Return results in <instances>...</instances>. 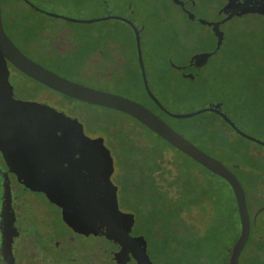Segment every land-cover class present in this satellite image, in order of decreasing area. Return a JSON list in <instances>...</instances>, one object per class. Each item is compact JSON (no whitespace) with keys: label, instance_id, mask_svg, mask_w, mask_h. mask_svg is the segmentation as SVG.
<instances>
[{"label":"trees","instance_id":"trees-1","mask_svg":"<svg viewBox=\"0 0 264 264\" xmlns=\"http://www.w3.org/2000/svg\"><path fill=\"white\" fill-rule=\"evenodd\" d=\"M169 1L180 12L186 10L187 0ZM217 2L209 0L207 3L217 5ZM95 3V8L99 10L115 8L120 13L118 17L126 19L137 29L149 90L165 110L171 113L167 105L183 99H196L203 102V105H191L186 113L221 104L219 110L243 133L245 132L241 127L245 126V119L250 124L254 123L253 117L239 111L241 106L232 103L234 96L240 98L239 87L229 79L230 74L225 71L213 70L203 80L202 89L190 88L181 92L177 86L164 83L162 67L173 63L170 59L174 50L170 55L169 53L176 44L168 41L174 31L168 35L161 33L163 27L171 26L170 29L174 30V19L169 15V7L154 9L148 0H95ZM9 8L7 0H0L2 15L8 14ZM75 9L76 12L80 11ZM211 13L215 18L218 14L217 7L212 8ZM108 15L107 13L105 16ZM4 26L18 44L29 50L33 51L38 46L45 54L50 48L49 44H54L46 42L49 34L44 23H33L28 19L22 24L17 17L11 16ZM85 27L90 29L81 38V48L75 49L76 52L72 55L82 59L103 60L104 63L112 65V70L118 66L125 69L127 74L123 84L116 89L119 93L113 94L133 100L149 109L210 157L218 160L213 156L215 154L229 160L230 168L222 160L218 161L235 175L241 185L250 218L249 237L238 264H264V236L260 231L259 220L261 216L264 217V161L249 151H244L240 145L232 146L227 142L223 135L224 129L229 128L235 132L218 115L204 112L190 119L178 120L169 117L154 105L142 85L136 62L133 31L127 23L109 20ZM75 37L69 35L68 38ZM64 39L66 40L65 36ZM262 53L263 60L264 49ZM47 62L51 71L58 69L63 73V68L50 67V59ZM151 75L156 78L153 88L149 82ZM62 97L69 103L76 102ZM261 116L259 121L264 123V106ZM130 119L141 126L142 134L132 126L126 129H132L134 133L130 130V133L123 134L121 130L115 141L110 139L114 142V151L118 150V153L126 156L120 170L123 181L118 192V201L127 212L135 215L136 221L135 226L122 239L111 238L119 245L122 244L119 248L123 249L113 254V264H133L140 251L146 257L143 263L148 264H228L229 249L234 246L240 234L238 210L230 186L140 123ZM104 133L113 132L108 130ZM192 221H196V225Z\"/></svg>","mask_w":264,"mask_h":264},{"label":"rangeland","instance_id":"rangeland-1","mask_svg":"<svg viewBox=\"0 0 264 264\" xmlns=\"http://www.w3.org/2000/svg\"><path fill=\"white\" fill-rule=\"evenodd\" d=\"M7 1L10 8L8 14L4 13L3 15L4 23L11 16H15L22 24L31 19L33 23H44L48 27L49 40L46 42L54 43L52 46L49 44L51 50L48 47L50 67L57 66L64 69L63 73H60L58 69H53L55 72L72 82L92 89L112 94L119 93L116 89L123 84L122 81L127 74L125 69L118 66L112 70V65L104 63L103 60L97 58L93 60L92 58L82 59L72 55L76 52L75 49L81 48V38L90 29L85 25L93 24L52 19L31 11L21 1ZM30 1L37 5L40 10L77 20L107 17L105 16L107 13L108 16L120 14L115 8L106 11L96 9L95 0ZM148 1L154 9L161 6L169 7V15L174 19V30L171 28V31V26L161 29V33L167 35L174 31L175 33L170 35L168 41L176 42L175 48H171L169 53L170 55L174 50L172 59H170L173 63L162 67L161 75L164 83L177 86L181 92L190 88L202 89L204 88L203 80L208 78L213 70L227 72L230 74L229 79L239 87L241 98L234 96L231 99L232 103L241 106L239 111L244 115L247 114L254 118L253 124L248 123L245 119V126L241 128L248 136L264 143V123L259 121L262 118L264 106V59L262 60L261 56L264 49V0H217V5L210 3L215 4L211 6L207 3L209 0H187L185 3L186 10L181 12L176 6H172L173 4L169 0ZM216 7L218 14L213 18L211 9ZM75 8L80 11L76 12ZM160 14L164 15L163 13ZM69 35L76 37L69 39ZM198 43L202 45L199 46ZM34 50V56H45L38 46ZM131 75L134 77L133 74ZM155 79L152 75L149 76L152 88L155 87ZM22 84L27 86L24 97L38 94L39 100L63 109L67 115L77 119L82 124L84 134L87 137H101L103 139L104 145L109 150L113 160L114 171L111 182L117 187L118 180H121L122 176L118 171L126 161V156L123 153H118V150L114 151V142L110 138L115 141L118 132L121 130L123 134L130 133V130L131 133H134V130L126 129L132 128V126L142 134L141 126L131 120L130 117L119 112L77 101L69 103L61 95L43 88L40 84L37 85L23 78L17 79L16 87L20 88ZM161 96L160 98H162ZM191 105L198 107L203 105V102L196 99L193 101L183 99L167 105V108L173 114H184ZM108 130L113 133H104ZM223 135L232 146L240 145L244 151L247 150L250 154L264 161V147L247 140H240L229 128L224 129ZM213 156L222 160L227 168H230L229 160H224L215 154ZM39 197L38 204L46 211L54 237L58 241L64 242L67 249L74 248L77 250L72 256L74 260L77 258V264H113V254H116L119 249L123 251L119 248L122 244L119 245L118 242L108 237L86 240L72 235L61 220L59 209L45 200L43 196ZM119 208L121 211L127 212L120 203ZM259 220L261 221L260 231L263 232L262 236H264V217L261 216ZM194 222L191 223L196 225V221ZM190 239L192 238L190 237ZM144 260L146 257L143 255V251H140L133 264H148L143 263ZM66 264H71V261Z\"/></svg>","mask_w":264,"mask_h":264},{"label":"water","instance_id":"water-1","mask_svg":"<svg viewBox=\"0 0 264 264\" xmlns=\"http://www.w3.org/2000/svg\"><path fill=\"white\" fill-rule=\"evenodd\" d=\"M36 12L65 22L94 24L109 20L127 23L135 41L137 64L143 88L149 99L171 118L185 120L204 112L218 115L238 136L264 147L260 140L240 131L219 110L221 104L191 113L173 114L165 110L151 93L144 69L137 29L126 19L107 16L77 20L49 13L28 0H20ZM3 58L16 70L45 88L75 101L124 114L150 130L171 147L223 179L231 188L238 210L240 234L229 249L228 264H238L250 233V218L245 195L235 175L220 161L187 141L149 109L125 97L92 89L67 80L24 56L6 36L0 10V61ZM0 152L17 181L43 194L61 211V219L74 233L84 237L105 236L120 240L135 223V215L123 212L117 188L111 182L113 160L103 139L89 138L82 124L64 111L46 103H11L0 109ZM75 180L76 184L70 183Z\"/></svg>","mask_w":264,"mask_h":264},{"label":"flooded vegetation","instance_id":"flooded-vegetation-1","mask_svg":"<svg viewBox=\"0 0 264 264\" xmlns=\"http://www.w3.org/2000/svg\"><path fill=\"white\" fill-rule=\"evenodd\" d=\"M1 21L6 36L23 55L36 64L51 71L47 62V60H49L48 50H46L44 57L34 56L33 53L35 50L32 51V49L29 50L24 48L22 44H18L16 40L7 33L2 14ZM19 78L26 79L38 85L37 82L16 70L3 58V61H0V109L5 108L11 103H46L50 107L63 111V109L54 107L46 101L39 100L38 94L24 97V94L27 92V86L22 84L20 88L16 87V81ZM67 80L69 79L67 78ZM42 87L45 88L44 86ZM93 138L98 137H92V139ZM120 170L121 169L118 171L119 174H121ZM122 181L123 177L121 176V180H118V186L116 187L117 200ZM70 183L76 184V181L73 180ZM39 196H43V198L47 200L43 194L34 192L17 181L16 174L8 167L3 154L0 152V264H66L68 261H71V264H77V258L76 260L72 258L77 250L74 248L67 249L64 242L58 241L54 237L49 226V219L46 215V211L38 204ZM59 214L61 217L60 209ZM69 231L72 235L86 240L90 238L96 240L105 238V236L98 238L93 236L84 237L72 232L70 229Z\"/></svg>","mask_w":264,"mask_h":264}]
</instances>
